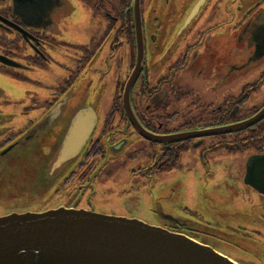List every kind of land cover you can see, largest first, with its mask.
Instances as JSON below:
<instances>
[{
    "label": "flooded vegetation",
    "instance_id": "af4514ba",
    "mask_svg": "<svg viewBox=\"0 0 264 264\" xmlns=\"http://www.w3.org/2000/svg\"><path fill=\"white\" fill-rule=\"evenodd\" d=\"M138 1L137 14L134 0H0V74L28 83V74L63 72L53 85L33 83L36 92L25 94L28 104L47 109L74 98V91H85L84 97L92 91L94 101L104 93L109 97L81 153L49 170L57 173L52 185L58 186L41 209L105 213L112 206L105 201H123L112 207L128 214L126 201H163L150 211L160 221L155 226L238 263L230 253L249 254L244 243L252 231L264 239L241 222L251 217L250 223L264 229V215L239 214L236 204L240 185L264 201V0H181L182 7L175 0ZM81 19L86 28L73 29ZM109 73L112 81L106 80ZM7 96L0 88V100L8 102ZM31 108H21L22 116ZM18 120L14 132L0 114V152L16 138L24 146L34 119ZM163 182L173 188L171 195H153ZM195 184L212 192L196 197L207 206L208 219H185L168 210L167 201H182L183 186L190 190ZM19 211L41 210L14 212ZM252 256L264 264V252Z\"/></svg>",
    "mask_w": 264,
    "mask_h": 264
},
{
    "label": "water",
    "instance_id": "95a60500",
    "mask_svg": "<svg viewBox=\"0 0 264 264\" xmlns=\"http://www.w3.org/2000/svg\"><path fill=\"white\" fill-rule=\"evenodd\" d=\"M138 2L134 0L137 14ZM197 8L198 4L185 23ZM138 27L140 30L139 23ZM140 57L138 61H141ZM133 78L126 84L125 92ZM80 100L76 101L74 97L70 101V96L63 98L32 126L24 146L20 137L0 152V162L4 161L0 164L18 161L19 152L34 149L55 135L54 147L47 146V157L40 168L43 183L36 189L51 186L58 176L49 170L75 159L96 126L98 117L95 109L83 105ZM0 264L238 263L186 235L136 218L58 206L43 212L0 216Z\"/></svg>",
    "mask_w": 264,
    "mask_h": 264
},
{
    "label": "rangeland",
    "instance_id": "374dc122",
    "mask_svg": "<svg viewBox=\"0 0 264 264\" xmlns=\"http://www.w3.org/2000/svg\"><path fill=\"white\" fill-rule=\"evenodd\" d=\"M175 5L177 7H182L183 3L181 0H175ZM156 15L160 19L161 16L158 13ZM86 23H87L86 19L82 20L77 26H74L73 29L86 28ZM73 40L79 41L80 37L79 36L74 37ZM60 62L65 63L64 61H60ZM60 73L63 74L61 69L55 68V69H52V71L49 72L47 75L41 74L38 77H36L35 75L28 74V76H30L29 77L30 80L27 81L28 83H22L18 81L17 75L13 73L4 72L0 74V88L5 90V92L8 94L7 96L8 102L0 100V114L2 116L4 115L8 117V121H6V123H8V127L10 130L14 132L19 131L17 128L19 124L18 118H23L26 124H27L26 122L27 118L32 121L34 119V122L32 124H37L39 123V121L43 119V117L47 113H49L53 109L55 105L47 109H42V110L39 108L37 109L33 104H28L32 100L29 99L28 95L25 96V94L26 92H31V93L36 92V88L33 83H35L37 80L41 83L47 84L46 86L53 85L54 81L59 77ZM111 78H112V74L109 73L106 80L112 81ZM84 92H82L81 94H77V96H75V91H74L72 92V95H74L76 101H79L80 99L83 100L81 102L86 103L87 106H91L92 108L95 109L98 115H101V111H104L105 107H107L109 103V97H107L108 95L104 93L102 97L98 96L97 98H95V101H94V100H90V97H92V91H91V94L87 92L85 97H84V94H85ZM71 100H74V98L73 99L71 98L70 101ZM98 100L99 101L101 100L100 102L103 104V106L101 105V103L100 104L98 103ZM17 102L21 104L19 105ZM13 103L18 104V105L13 106ZM22 104L23 106H21ZM90 104H92L93 106ZM28 106H31L34 109L31 108L30 113H27L26 115L22 116L21 113L23 112V110L21 108L28 107ZM54 136L55 135H51L48 138V140L39 144L34 149L24 150V151L19 152L20 159L18 161L0 164V166H4V167H0V212H3L5 215H7L5 212H8L10 210L15 211L18 209L20 210H25V209L41 210V211H24V212L19 211L18 213L43 212V209H41L43 208L42 205L47 204L45 203L46 201L44 197H46L47 195L49 196L53 192L52 190L58 186V184L57 185L55 184L47 188L36 189L37 187L41 186V184L43 183V173H41L40 168L45 163L44 158L47 157L46 155L47 146L50 145L51 148L54 147ZM17 139L18 138H16V140ZM198 167L199 169L197 168V165H196V170L198 169V173L203 174L202 166L198 165ZM227 168L232 171L234 168V165L232 164ZM186 180L188 182V179ZM164 183L165 182L162 183L163 186H159L162 184H158V185L155 184V186H159V187L155 190V193H152V194L156 196L159 195L158 197H160L162 194L165 193L168 196H170L173 188L169 187L168 185L166 186V184L164 185ZM198 186H200V189L196 192L195 189ZM160 188H162L163 191L160 190L158 192ZM237 188L239 192H236V200H237L236 202H238L236 204H238V207L240 208L238 213L245 214L247 216L249 214V210H253L252 213L255 215L257 214L264 215V211L262 212L259 211V209L262 210L261 205H264V201H259L258 199H254L257 197L253 196L252 194H249L250 192L246 193L242 189L241 185L237 186L236 189ZM204 194L206 196H209L212 194V192L209 190V187L206 185L201 186L199 184H195L190 188V190L188 189L186 190L185 187L183 186V190L181 191L179 195V197L182 198V201H178V203H176L177 201H167L169 202L168 204H170V208L168 207V210H173L176 214H178L179 217L181 216L182 218H185V219H192V218L194 219L195 218L194 214L196 215V217L208 219L207 217H209V214L206 215L207 217L204 216V214H206L205 209H207V206L203 207L201 205V203L203 202L201 201L202 199L200 198V201H199V199L196 198L198 196L202 197ZM221 195L223 197L228 196V198H230V196L228 195V191L222 190ZM246 198H252L254 199V201H245ZM105 202L106 204L117 206V207H119L120 203H123V201H105ZM158 202H160L163 205V201H152L151 203L148 200L146 201H143V200L142 201H126L127 205L131 207L129 208L130 213L126 214L123 212L124 209L120 208V210H118L117 208L112 207V206L110 207L109 211L108 212L105 211V213L109 215H115V216H120V217H125V218H136L149 225L155 226V224H160V221L151 218L150 211H151V208H155L156 203L159 204ZM227 204L229 205V203L225 202L226 208L229 207ZM183 209H186L187 211ZM14 211L10 213H17ZM227 214L231 216L232 212L228 211ZM223 215L224 214H220L218 216V219L222 218L223 222H228V219L226 218V216H223ZM0 216H4V215H0ZM235 216L239 217L238 214ZM250 218L247 219V222L246 220L241 219V222L242 223L245 222V226L247 227L248 231H252L251 229L259 230L261 232V236L262 234L264 236V229L258 224L256 225V224L250 223L249 222ZM217 224L219 226L222 225L219 222ZM230 224L234 225V223H231V222ZM244 249L245 250L247 249V252L249 254L242 255L240 254V252H238V254L230 253V256L238 260L239 262L238 261L237 262L239 264H257L255 262L256 260L254 256L252 255H255V253L264 252V239L262 240L261 238L257 236V234L254 231H252L251 238L246 240L244 243Z\"/></svg>",
    "mask_w": 264,
    "mask_h": 264
}]
</instances>
